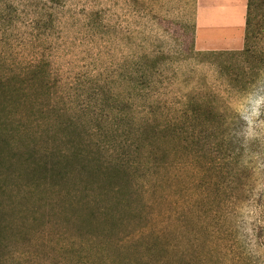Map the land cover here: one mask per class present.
Returning <instances> with one entry per match:
<instances>
[{
  "label": "rangeland",
  "instance_id": "obj_1",
  "mask_svg": "<svg viewBox=\"0 0 264 264\" xmlns=\"http://www.w3.org/2000/svg\"><path fill=\"white\" fill-rule=\"evenodd\" d=\"M251 3L0 0V264H264Z\"/></svg>",
  "mask_w": 264,
  "mask_h": 264
},
{
  "label": "crops",
  "instance_id": "obj_2",
  "mask_svg": "<svg viewBox=\"0 0 264 264\" xmlns=\"http://www.w3.org/2000/svg\"><path fill=\"white\" fill-rule=\"evenodd\" d=\"M236 2L239 4V7L237 8V9H239V11H238L239 15H237L236 18H233V22L229 21V24H232L233 28H237L239 30H242V29H244V27L246 25V14H247L248 0H236ZM229 39H230V37H229Z\"/></svg>",
  "mask_w": 264,
  "mask_h": 264
},
{
  "label": "trees",
  "instance_id": "obj_3",
  "mask_svg": "<svg viewBox=\"0 0 264 264\" xmlns=\"http://www.w3.org/2000/svg\"><path fill=\"white\" fill-rule=\"evenodd\" d=\"M252 3H251V0H248V6H247V10H248V13H247V24H248V26H249V28H250V26H251V23H250V21L248 22V19H250L251 18V14H250V12H251V10H252V12H253V10H254V8L252 7ZM248 26H246V28L248 27ZM194 111H196L197 110V108L195 107L194 109H193ZM211 111H213V110H211ZM196 113H197V111H196ZM200 113V111L198 112V114ZM3 142L4 143H6V140H3ZM64 171H67V168L65 167V168H62ZM1 173V172H0ZM1 184H0V189H1ZM138 264H147V261L146 262H144V261H140V262H138Z\"/></svg>",
  "mask_w": 264,
  "mask_h": 264
}]
</instances>
